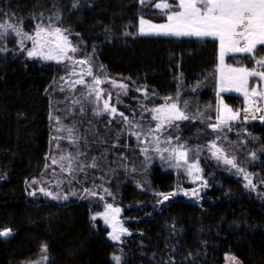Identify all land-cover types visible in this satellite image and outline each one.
<instances>
[{"label": "trees", "instance_id": "1", "mask_svg": "<svg viewBox=\"0 0 264 264\" xmlns=\"http://www.w3.org/2000/svg\"><path fill=\"white\" fill-rule=\"evenodd\" d=\"M0 12L13 23L23 22L29 33L38 23L68 29L79 48L75 57H90L101 78L127 84L126 103L132 109L133 100L147 92L149 107L179 94L182 108L187 101L188 114L203 113L178 122L176 130L191 149L190 160L202 152L199 164L207 183L197 203L183 196L160 203L159 194L176 192L180 179L147 163L124 142L113 147L111 116L93 113L94 130L84 127L81 105L60 90L66 65L30 59L8 39L6 47L0 46V230L11 229L12 234L0 237V264H30L45 256L44 264H114L115 245L101 222L92 219L101 209L99 202H58L38 191L50 163L46 157L54 155L56 119L63 117L78 133L88 129L91 143L98 138L107 145L102 149L108 153L99 159L100 180L130 233L120 245L123 264H224L233 257L239 264H264V157L245 167L253 177L252 190L244 187L242 174L207 156L213 141L225 150L227 143L244 146L246 154L264 148V123L240 122L231 131L224 127L218 132L208 127L217 114L218 41L139 37V18L162 19L152 2L142 5L139 0H0ZM227 62L254 66L247 56ZM224 99L234 110L245 104L243 97ZM84 122L89 124L87 118ZM32 191L35 196L29 195Z\"/></svg>", "mask_w": 264, "mask_h": 264}, {"label": "snow or ice", "instance_id": "2", "mask_svg": "<svg viewBox=\"0 0 264 264\" xmlns=\"http://www.w3.org/2000/svg\"><path fill=\"white\" fill-rule=\"evenodd\" d=\"M149 2L151 0H140L142 5ZM154 6L157 9L164 10L163 14L166 16L167 22L156 24L141 18L139 21V34L177 38H210L211 40L218 41L219 67L217 71L220 73L219 92L236 91L243 95L245 104L247 105L242 109L244 113L243 122L246 123L248 121L249 115L253 120L259 119L261 122H264V105L261 104V102H264V88L260 87V82H264V0H178V3H169L167 0H164V2L155 3ZM72 7H77V3H73ZM4 17L5 14L0 12V40L12 36L19 38L20 50L26 51L29 58L38 57L43 60H54L57 63L69 62L66 65L69 68V76L77 78L65 81L68 89L74 92L76 86H83L85 91L81 92L80 95L85 100L89 97L93 98L91 102L97 105L94 114L101 115L104 112L110 113L113 116L118 114L125 124L133 129L129 134L135 136L139 143H147L151 139L155 145L154 151L161 153V159L174 160L175 167H184L187 174L193 178V182L202 179L199 175L202 169H200L198 161L189 162V152L191 149L187 148L183 143L171 146V136L164 137L163 140L161 137L166 128L172 126L178 127L179 125L176 122L190 119L196 120L202 117L203 113L188 114L186 111L188 107L187 101L183 102L182 108L179 94L176 97H165L163 104L147 109L152 114L151 121H155L156 123L155 126L149 123V126L145 130L143 125L129 120L124 113H118L117 108L110 103L113 93L111 91L105 93V90L101 87L104 83H110L114 87L124 90L126 94L128 85L109 80L107 77L101 78V76L94 72L90 57L77 59L75 54L79 51V48L70 40L69 34H66L69 33L68 29H63L53 23L47 25L38 23L34 34H30L24 30L23 22L13 23L11 22V18L5 19ZM55 19L59 21L60 16L58 13ZM127 34L125 33V35ZM26 41L32 42L30 49L25 47ZM0 51H4V49L0 48ZM229 54H244L252 60L254 66L249 68L225 65V57ZM77 66H80L79 70H77ZM86 77H91V80H87ZM250 81L253 84L252 87L249 86ZM60 90L64 91L65 89L61 86ZM137 90L139 91L140 89ZM144 95L147 96V92ZM101 100H103L102 108L99 106ZM72 103L80 104L81 101L74 99ZM80 111L83 112V107H81ZM216 112V122L208 125L213 132L223 131L224 127H227V130L231 131L232 122L241 119V111H234L227 104H224L222 99L216 108ZM258 113L260 115H257ZM207 119H211V117ZM56 124L58 125L56 132H66L67 135L54 136V140L66 139L69 143H78L79 138L73 136V128L60 126L61 122L58 118L56 119ZM135 129H141V131H135ZM176 139L178 140L179 137H176ZM161 143L170 145L171 147L161 149ZM208 147L212 150V157L214 159L225 165H229L237 173L243 175L246 181L244 184L245 188L255 189L251 174L237 164L235 156L229 158L225 149L219 147L215 141L209 144ZM57 148H60L59 144H57ZM141 151L147 154L149 149L145 147ZM164 152L169 153V155L164 157L162 154ZM81 155H85V153L77 152L73 155L61 150L58 157L52 156L46 157V159H51L52 165L58 166L61 173H67L69 177L74 179L75 174L84 172L85 168L98 167L95 158H93L91 164L80 162L79 157ZM251 155L253 159L256 158L255 153ZM45 167L47 169L49 165H45ZM61 182L58 180L55 186L59 187ZM31 183L38 184L40 181L33 180ZM204 186H206V181L204 182ZM38 191L53 200L68 199L67 195L61 196L60 193H53L46 187H40ZM83 191L86 196L95 197L98 195L95 191L88 188L83 189ZM104 191L108 192L107 189H104ZM108 194L111 195V193ZM29 195L35 196L36 191L30 192ZM71 195L75 196L76 193L72 192ZM159 195L162 196L160 203H163L169 200L171 196H175L176 193H160ZM184 195H189V193L184 192ZM192 195H198L196 189H193ZM99 199L102 200L103 196H100ZM105 209V212L101 215L105 224L112 229L110 238L113 241L121 242L123 235L130 234L118 220L121 209L113 207L111 204H106ZM92 219L96 220L97 216L94 215ZM11 234V229L0 230V237H8ZM43 251L47 252L46 245L43 246ZM43 259L46 260L47 257L45 256ZM231 259L235 261V257ZM113 260L116 264H121L120 256H114Z\"/></svg>", "mask_w": 264, "mask_h": 264}, {"label": "rangeland", "instance_id": "3", "mask_svg": "<svg viewBox=\"0 0 264 264\" xmlns=\"http://www.w3.org/2000/svg\"><path fill=\"white\" fill-rule=\"evenodd\" d=\"M151 2H152V7L160 13V16L162 17L163 20L162 19L154 20V19H146V18H143V19L148 20L151 23H156V24L166 23L167 22L166 16L163 14L164 10L157 9L154 6L155 3L164 2V0H151ZM167 2L178 3V0H167ZM140 19L141 18H139V20H138V32H137L139 37L177 38V37H171V36H157V35H141V34H139V28H140L139 21H140ZM30 34H34V32H32ZM180 38L198 39L195 37H180ZM8 39H11V41L15 43V46H17V48L20 50L19 38H16L14 36L6 38L4 40H0V46L6 47L7 45H5L6 44L5 42ZM205 39H210V38H205ZM25 47L30 49L32 47V42L26 41ZM24 52L27 55V52L26 51H24ZM229 55H235V54H229ZM229 55H226V57H225V65H231L232 67H241V66L229 64L227 62V58ZM30 59H39L45 63H57L54 60H43V59H40L38 57L37 58H30ZM68 63L69 62L65 61L64 63H61V64L67 65ZM79 67L80 66H77V70H79ZM66 71H67V74L63 78V82H62L61 86L64 87V89H65L64 92H70L71 95L74 97V99H79L81 101L80 105H81V107H83V112H81V111H78V112H79V116L82 119V125L84 127H88V128L91 126V129L94 130L93 121H91V117H95L96 114L94 115L93 113H94V110L97 108V105L95 103L91 102V100L93 99L92 97H89L87 100H85L84 97L80 95L81 92L85 91L83 86H76V90L74 92L70 91L68 89V85L65 81L69 80V79L74 80L77 77H75V76L70 77L69 76V68L67 66H66ZM86 79L90 81L91 77H86ZM254 79H257V78H254ZM219 81H220V73H219ZM218 85H219V83H218ZM249 86L250 87L253 86L251 81H250ZM101 87L105 90V93H107L108 91H111L113 93L110 103L117 108L118 113L119 112L124 113V115L127 116L131 121H133L135 123H139L140 125H143L145 130L149 126V123H151L152 126H155L156 122L151 121V115L152 114L149 111H147V109H151L154 107L148 106V104H147L148 100L145 97V95H142L141 97L136 98V100L135 99L133 100L136 103L135 104L136 106L134 107V109H132L126 103V101L129 98L128 90L126 91V94H125L124 90H121L118 87H114L110 83H104L101 85ZM260 87L264 88V82H260ZM117 93H119V95H117ZM218 93H219V95H218L217 100H216L217 107L219 106L221 99L223 100L224 104H227V102L224 99V95H233V96L243 97V95H241V93L236 92V91H225V92H218ZM244 103H245V101H244ZM261 104L264 105V102H261ZM99 106H100V108L103 107V100L100 101ZM246 106L247 105L244 104L243 108ZM81 107H80V109H81ZM229 107L232 108L231 106H229ZM242 109H240V110H234L233 109L234 111H241V119L239 121L232 122V124H238L240 122L243 123L244 113H243ZM66 114H68V113L67 112L64 113V115H66ZM102 114H105L107 116H111V122L113 124L114 131H116L113 133V135H115V137H116L115 143H113V145H114L113 147H119L121 145V143H119V142H124L125 146H127V147L132 146L133 149H135L139 153V156H141L142 159L144 161H146L147 163L155 164V165L159 166L163 171L171 172L176 177H178L180 179L181 186L175 192L176 195L172 196V197L183 196V197H185V198H187L193 202H196V203L202 199L203 195L205 194L206 188H207V183H206V186H204L205 179L203 178L202 171H201V173H199V175L202 177V179L196 180L195 182H193V178L187 174L184 167H180V168L175 167L174 166V164H175L174 160L169 161L167 159H161V153H157L156 151H154L155 145L151 139H149L147 143L142 144V143H139L137 141L135 136L130 135L129 132L132 131L133 129H131L130 126L126 125L125 122L122 120V118L118 114H117L118 116L117 115L113 116L112 114L107 113V112H104ZM216 116H217V114H216ZM85 118L88 119L89 124L87 126H85V122H84ZM66 119H67V117H63V120L59 119L61 122L60 126L69 128L68 126H66L63 123V121H65ZM251 121H252V119H251V116L249 115L247 123H250ZM178 122H181V121H178ZM120 127H121V129H120ZM176 128H177L176 126L166 128L164 133H163V136L161 137V139L163 140L164 137L171 136L172 137V145L171 146H176L179 143H182L180 137L178 136V132H177ZM135 131H141V129H135ZM85 132H87L88 135L84 134ZM80 133H82V134H80ZM80 133L76 132L75 130L73 132V136L79 138V141L77 144L69 143V141L66 139L59 140V141L56 140L57 143H55V145L53 146L54 155H52V156L58 157L60 155L61 150H63L65 153H72L73 155H75L77 152H82V153H85V155H81L79 157L80 162H83L85 164H91L93 158H95V161H96V164L98 165V167H96V168H90V167L85 168L84 172L76 173L75 178L73 179L72 177H69L67 173H61L60 168L56 165H52L51 159H50L49 167L47 168L46 177L43 178V182L40 183V187H46L48 190L52 191L53 193H60L61 196H64V195L68 196L67 200L57 199L54 201L66 202V201L70 200L71 198H73V199H76L79 201L88 200L89 202H94V203L99 202L101 209L99 210V212H96L93 214V216L94 215L97 216V219L94 221H100L101 222L102 226L107 229L108 239L115 245V252L112 255L113 263L116 264V262L113 260V257L114 256H120L121 257V264H123V262H124V255L123 254L124 253H123L120 245L122 244L123 239L125 237H127L129 234L123 235L121 238V242L113 241L110 238V233L112 232V229L107 224H105L104 219L102 218V215H101L106 210L105 209L106 204H111V205H113V207H116L112 203V200H111L112 196L108 194V193H110L109 190L106 188V186L100 180L101 177L104 176V174H103V170H102V166H101V161L99 159L101 157H103V155H106L108 153L107 148L102 149V146H104V145L107 146V145L104 144L103 142H101V140H98V138H94L92 143H91L88 140L89 134H91V133H89L88 129H84ZM57 135L66 136L67 133L66 132H61V133L56 132V136ZM85 137H87V138H85ZM176 137H179V139L177 140ZM211 143L212 142H210L209 144H211ZM57 144L60 145V148H57ZM171 146L164 144V143L160 144L161 149H163L165 147H171ZM145 147H147L149 149L147 154H145L141 151V149L145 148ZM220 147H221V145H220ZM225 151L231 152L232 156H235L236 159L238 157H242V158H239L240 160L238 159V161H240V163L242 162V165H244L243 166L244 169H245V167L247 169L251 165L253 166L254 161H256V159L259 158L258 156L264 157V148L262 146H260L258 148V151L254 152L256 154L255 159L252 158L251 153L246 154V148L244 146H239V145L227 143V147H226ZM162 154L164 157H167L169 155V153H167V152H164ZM202 155L203 154L200 151V153L198 155L199 157L197 156V158L193 159V160L189 159V162L191 163V162H197L198 161V164H199V162H200L199 159H200V157H202ZM207 156L212 157V151H210ZM232 156L229 155V158H231ZM223 166L229 172H232V170L234 171V169H232L229 165H225L223 163ZM199 167H200V164H199ZM200 169H201V167H200ZM54 173H55V175H54ZM242 177H243V175H242ZM251 179L253 180V177H251ZM58 180H60L62 182L60 183L59 187H56L55 185H56ZM243 180L246 183L244 178H243ZM42 184H44V185H42ZM85 188H88V189H91L92 191H95L98 195L95 197L86 196L84 191H83V189H85ZM104 189H107L108 192H105ZM193 189L197 190L198 195H195V196L192 195ZM72 192H75L76 195L75 196L71 195ZM184 192H188L189 195H184ZM100 196H103L102 200L99 199ZM45 198L53 200L50 197L45 196ZM118 220L121 222V224L125 228V226H124L125 220L123 218L122 210L119 213ZM45 262H46V260L41 258L40 260L35 261L33 263H30V264H44ZM224 264H237V262L230 259V258H227Z\"/></svg>", "mask_w": 264, "mask_h": 264}, {"label": "crops", "instance_id": "4", "mask_svg": "<svg viewBox=\"0 0 264 264\" xmlns=\"http://www.w3.org/2000/svg\"><path fill=\"white\" fill-rule=\"evenodd\" d=\"M234 56H246V55H244V54H235V55H229L228 56V58H230V57H234ZM228 58H227V60H228ZM218 67H219V58H218ZM218 83H219V72H218ZM217 89H218V92H219V85H217Z\"/></svg>", "mask_w": 264, "mask_h": 264}, {"label": "built area", "instance_id": "5", "mask_svg": "<svg viewBox=\"0 0 264 264\" xmlns=\"http://www.w3.org/2000/svg\"><path fill=\"white\" fill-rule=\"evenodd\" d=\"M257 115H260V114L258 113ZM252 122H253V123H264V122H261L259 119H256V120H253V119H252Z\"/></svg>", "mask_w": 264, "mask_h": 264}, {"label": "bare ground", "instance_id": "6", "mask_svg": "<svg viewBox=\"0 0 264 264\" xmlns=\"http://www.w3.org/2000/svg\"><path fill=\"white\" fill-rule=\"evenodd\" d=\"M118 116V115H117ZM130 120V119H129ZM177 123V122H176ZM117 125V124H116ZM120 125V124H119ZM119 127V126H118ZM120 129H121V127H120ZM177 129V128H176ZM114 131V130H113ZM179 131V130H178ZM114 132H116V131H114ZM223 139V138H222ZM226 140V139H225ZM127 142V141H126ZM185 143H186V141H185ZM180 144V143H179ZM184 144V143H183ZM194 146V145H193ZM192 147V146H191ZM192 156V155H191ZM48 163V162H47ZM168 171V170H167Z\"/></svg>", "mask_w": 264, "mask_h": 264}]
</instances>
